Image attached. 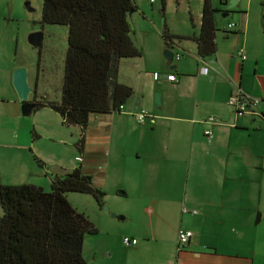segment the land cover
<instances>
[{"label":"crops","instance_id":"0c3cea01","mask_svg":"<svg viewBox=\"0 0 264 264\" xmlns=\"http://www.w3.org/2000/svg\"><path fill=\"white\" fill-rule=\"evenodd\" d=\"M9 8L10 0H0V28L13 17L6 15ZM226 10L228 16H239L224 21ZM140 13L146 20L136 14L129 21L141 55L122 59L118 72L119 82L130 86L133 95L119 112L92 114L83 132L65 125L50 107L32 110V120H24L12 73L25 66L16 62L10 37L0 35V117L9 122L0 129V176L8 184L46 189L52 177L79 169L107 193L121 189L117 194L130 199L132 207L113 208L124 215L122 220L133 224L136 219V226L120 230L112 243L117 224L101 216L95 223L103 236L89 238L93 261L88 264H264V118H236L227 103L237 87L264 99V13L251 29L242 8H221L216 13V53L201 59L192 39H173L169 48L184 58L172 61L162 54L167 48L162 27ZM197 18L192 17L193 31L170 32L197 36L201 13ZM228 23L236 28L224 31ZM241 47L243 60L237 53ZM202 65L208 66L207 74L200 73ZM26 69L31 102L42 100ZM164 73L175 74L176 81ZM139 110L153 121L148 117L139 123L134 115ZM210 115L223 124L214 126L207 138L208 125L201 121ZM82 135L80 152L76 142ZM79 155L81 161L76 160ZM179 228L194 233L180 248ZM125 235L137 244L125 246Z\"/></svg>","mask_w":264,"mask_h":264},{"label":"trees","instance_id":"16d2710c","mask_svg":"<svg viewBox=\"0 0 264 264\" xmlns=\"http://www.w3.org/2000/svg\"><path fill=\"white\" fill-rule=\"evenodd\" d=\"M137 10L133 0H43L41 23L66 26L67 48L60 100H32L33 111L50 107L65 125L82 132L92 114L119 112L133 95V89L118 80L119 63L141 55L129 21ZM219 11L212 0H202L197 36L174 35L163 22L165 47L173 39L190 38L201 59L213 56ZM190 21L193 24L191 16ZM32 137H37L34 130ZM84 140L82 135L76 142L80 152ZM73 191L91 194L100 207L104 204L105 191L79 169L52 177L49 191L33 184H8L0 176V264H88L84 240L98 229L68 200L66 194Z\"/></svg>","mask_w":264,"mask_h":264},{"label":"rangeland","instance_id":"374dc122","mask_svg":"<svg viewBox=\"0 0 264 264\" xmlns=\"http://www.w3.org/2000/svg\"><path fill=\"white\" fill-rule=\"evenodd\" d=\"M133 1L137 5L138 10L131 13L130 17L138 14L139 20H142L144 15L140 12L145 11L147 19L154 20L160 27H162L163 22H165L169 31L176 29H188L193 31L190 16L196 19L200 15L202 9V0H155L153 3H151L150 0ZM260 1L261 0H237L236 5L230 8V10L237 12L238 9L242 8L243 11L247 13V20L252 29L255 24H260L262 21L261 18L264 10L262 12ZM262 1L264 3V0ZM42 2L43 0H10L9 12L6 15H13V17L10 18L11 20L8 21L6 25L0 28V35L10 37L11 51L15 54L14 58L17 63L24 65L30 71V80L32 83H36L38 96L58 102L61 97L64 58L67 48V27L57 24H42ZM212 2L221 9L227 7L231 0H227V5L220 4L218 0H212ZM237 16H239L237 13H232L228 17L223 18V20L236 18ZM38 31L42 33L41 43L39 46H33L29 44L27 38L30 33ZM220 34L221 32L218 33L219 36ZM234 38L236 37L229 36V40ZM32 116L33 115L27 114L23 116V118L24 120L31 121L33 118ZM7 123L9 122L5 117H0V129L5 128ZM37 125H40L39 121ZM75 151L77 154V150ZM68 155H70L69 152ZM111 156H114V153H110V157ZM45 190L49 191L50 188H46ZM120 190L121 189H119L118 192ZM118 192H114V190H110L108 193L105 192L106 195L103 198L104 204L102 207L98 205L91 194L73 191L68 192L66 195L72 206L77 211L87 215L95 226V221L99 223V218L101 216H107L109 219L114 220L113 222L117 224V229L112 237V243H114L117 241V235L120 230L128 231L134 229L137 223L136 219L135 222L131 224L129 220H119V217L111 216V213L124 216L114 210V206L123 209L132 207L131 200L118 195ZM104 205L108 206V211L103 209ZM102 236L103 232L87 236L84 240L85 246L83 244V256L88 263H92L93 261V250L88 248L89 238H101ZM99 254L100 252H98L97 258Z\"/></svg>","mask_w":264,"mask_h":264},{"label":"built area","instance_id":"2783aa9c","mask_svg":"<svg viewBox=\"0 0 264 264\" xmlns=\"http://www.w3.org/2000/svg\"><path fill=\"white\" fill-rule=\"evenodd\" d=\"M155 0H150L151 3H153ZM220 2H224L227 0H218ZM236 28L235 23H228L223 30L224 31H231ZM238 55L243 60L246 58V54L244 51V48L238 49ZM184 58V53L182 52H174L173 59L180 60ZM199 71L201 74H207L208 72V66L202 65L199 68ZM154 79H158L160 77V74L158 72L153 73ZM167 80L169 81H176V75L171 73L167 75ZM238 86V85H237ZM228 105L232 108L233 114L236 118L243 117V116H258L262 117L264 115V111H262V105L264 104V99L262 98H254L248 95H245L241 92V90L237 87V90L234 94H231L228 98ZM123 109V105L119 107V111ZM135 117L139 123H144L145 120L150 117H153L146 112L145 110H139L135 114ZM202 123L208 125V128L204 130V135L207 138H211L213 136V127L217 125H222L223 121L218 116H207L204 118ZM232 126H235V123L232 124ZM77 161H81L82 157L79 155L76 157ZM185 211V209H183ZM194 214L197 213V210L192 211ZM194 235L192 230L179 228L177 231V246L178 248L185 246L190 238ZM137 239L130 236H123L122 242L125 246H132L137 244Z\"/></svg>","mask_w":264,"mask_h":264},{"label":"water","instance_id":"95a60500","mask_svg":"<svg viewBox=\"0 0 264 264\" xmlns=\"http://www.w3.org/2000/svg\"><path fill=\"white\" fill-rule=\"evenodd\" d=\"M237 3V0H231L230 4L227 5V8L233 7ZM229 12L226 10L221 13L222 17H227ZM41 35L42 33L40 31L38 32H32L28 35V42L29 44L33 46H39L41 43ZM163 56L168 61L173 60L174 52L171 48L167 47L163 50ZM174 67V66H172ZM168 73H164V76L166 77ZM12 85L14 87V90L16 91L18 99L21 101V113L22 115H27L32 112L34 109V103L30 100V94L32 93V88L28 82V72L25 67H18L16 68L12 73ZM158 94L155 96L156 103L158 104ZM103 209L105 211H108L109 208L107 205H104ZM112 217H119L121 220L124 219V216H118L115 213H111Z\"/></svg>","mask_w":264,"mask_h":264}]
</instances>
